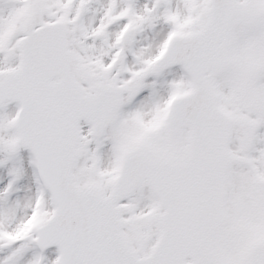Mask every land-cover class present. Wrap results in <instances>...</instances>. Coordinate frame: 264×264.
Wrapping results in <instances>:
<instances>
[{
    "label": "snow or ice",
    "instance_id": "1",
    "mask_svg": "<svg viewBox=\"0 0 264 264\" xmlns=\"http://www.w3.org/2000/svg\"><path fill=\"white\" fill-rule=\"evenodd\" d=\"M0 264H264V0H0Z\"/></svg>",
    "mask_w": 264,
    "mask_h": 264
}]
</instances>
